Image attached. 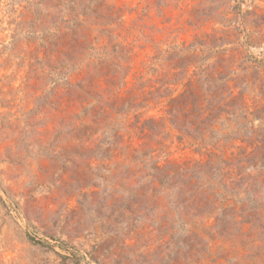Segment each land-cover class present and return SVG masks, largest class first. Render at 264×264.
<instances>
[{"label": "rangeland", "instance_id": "1", "mask_svg": "<svg viewBox=\"0 0 264 264\" xmlns=\"http://www.w3.org/2000/svg\"><path fill=\"white\" fill-rule=\"evenodd\" d=\"M0 264H264V0H0Z\"/></svg>", "mask_w": 264, "mask_h": 264}, {"label": "trees", "instance_id": "2", "mask_svg": "<svg viewBox=\"0 0 264 264\" xmlns=\"http://www.w3.org/2000/svg\"><path fill=\"white\" fill-rule=\"evenodd\" d=\"M90 60H92V59H90ZM99 64H100L99 60H97V61L92 60L90 66L92 67L93 70H96V68H97V66ZM125 85H127L126 82L122 83V87H124ZM165 94H166L165 96L159 97L160 98L159 102H161L160 100L165 99V98L168 97V90L167 89H166ZM156 98H157V96L155 97V99H153V101L156 100ZM159 102L156 103V106L159 104ZM146 106L147 105H144V104H139V105L133 106L131 103H128L125 111H123V112H129L130 108H134L135 110H137V109L145 108ZM151 169H152L153 172L155 171L154 175H152L153 178L155 177L156 174H161L164 171L163 169L160 170V168L157 165L153 166ZM168 179H169V177H165L164 180L161 181L162 186L167 184ZM153 180H155V178L152 179V181Z\"/></svg>", "mask_w": 264, "mask_h": 264}]
</instances>
